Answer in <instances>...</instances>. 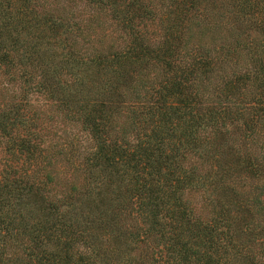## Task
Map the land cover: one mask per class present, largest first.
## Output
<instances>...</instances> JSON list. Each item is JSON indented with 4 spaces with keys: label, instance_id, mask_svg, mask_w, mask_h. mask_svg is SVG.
<instances>
[{
    "label": "trees",
    "instance_id": "obj_1",
    "mask_svg": "<svg viewBox=\"0 0 264 264\" xmlns=\"http://www.w3.org/2000/svg\"><path fill=\"white\" fill-rule=\"evenodd\" d=\"M76 2L0 0V66L83 134L0 106V264H264V0Z\"/></svg>",
    "mask_w": 264,
    "mask_h": 264
},
{
    "label": "rangeland",
    "instance_id": "obj_2",
    "mask_svg": "<svg viewBox=\"0 0 264 264\" xmlns=\"http://www.w3.org/2000/svg\"><path fill=\"white\" fill-rule=\"evenodd\" d=\"M56 4L53 7L74 11V21L81 18L84 14V8L76 0H54ZM74 2V3H73ZM22 88L18 80L10 79L8 73L4 72L0 66V106L5 109H11V113L19 120L18 123L24 132L35 138L39 142V147H52L58 150L60 143L68 134L82 135L80 127L68 123L62 113L57 108V104L39 91H33L23 95ZM24 124V125H23ZM5 138L0 137V157L2 161L6 159L17 162L22 160V155H11V149L5 151ZM11 148V147H10ZM13 148V147H12ZM59 168V164L56 165ZM60 166L59 169H61Z\"/></svg>",
    "mask_w": 264,
    "mask_h": 264
}]
</instances>
